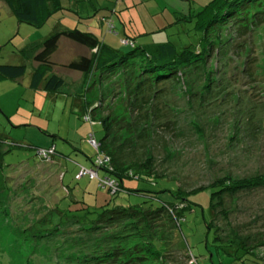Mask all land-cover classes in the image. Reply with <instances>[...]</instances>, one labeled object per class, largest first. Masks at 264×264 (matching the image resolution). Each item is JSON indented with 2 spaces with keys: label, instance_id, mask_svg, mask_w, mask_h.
I'll return each instance as SVG.
<instances>
[{
  "label": "rangeland",
  "instance_id": "374dc122",
  "mask_svg": "<svg viewBox=\"0 0 264 264\" xmlns=\"http://www.w3.org/2000/svg\"><path fill=\"white\" fill-rule=\"evenodd\" d=\"M125 1L111 0L117 9V33L107 34L121 52L131 47L123 37L148 48L170 42L178 49L192 45L196 52L206 51L203 59L187 63L173 79L157 85L136 84L139 71L130 63L107 76L91 72L96 84L87 96L89 104H99L95 119H138L151 139H143L146 144L136 153L144 158V149L152 145L146 150L152 153L154 171L164 177L155 183L125 178V187L141 192L115 195L98 186L101 171L78 177V162H86L89 169L96 157L87 133L93 131L98 141L104 134L102 125L84 121L80 108L72 107L71 96L65 100L64 95L31 90L27 78L0 80V137L5 141L0 154V264H75L76 255L94 249L101 233L108 232L103 226L91 235L78 224L94 220L106 201L112 208L141 203L155 207L176 200L169 191L175 182L165 177L189 191L223 176L236 180L264 175V22L244 36L232 26L215 30L226 40L211 45L212 39H204L203 9L212 0ZM3 40L0 63L13 55L25 58L20 49L30 41L27 32ZM35 147H54L56 152L52 159H40ZM148 190L155 198L143 195H149ZM210 192L203 188L185 196L189 208L170 244L190 252L194 264H264L263 245L257 249L259 256L234 244L264 242V187L224 194L215 208L220 215L211 225ZM68 221L73 227L48 235Z\"/></svg>",
  "mask_w": 264,
  "mask_h": 264
},
{
  "label": "trees",
  "instance_id": "16d2710c",
  "mask_svg": "<svg viewBox=\"0 0 264 264\" xmlns=\"http://www.w3.org/2000/svg\"><path fill=\"white\" fill-rule=\"evenodd\" d=\"M5 2L19 22L33 27L40 26L52 13L64 8L60 0H5ZM203 10V12H206L203 25L206 29L204 39H212L211 45L214 43L221 44V42L226 40L221 34L213 33L215 30L229 29L232 26V28H236L235 33L244 36L254 26L264 22V0H212ZM100 22L105 24L106 32L117 33L112 18L101 16ZM211 32L213 35L209 36ZM230 36L231 34L227 36V39ZM61 37L68 38L90 50L89 55H78L71 59L64 65L66 68L84 74L97 72L99 77L102 76L101 74H106L105 76H107L114 73L115 67L121 64L130 63L134 64L136 66L134 69L139 71L136 84L149 82L151 85H157L158 81L173 79L176 71L180 70L182 66L203 59V54L206 53V51L204 53L201 51L196 52L192 45L178 49L176 45L170 42L159 43L148 48L125 40V37L121 38V40L124 43L131 44V47L127 51L121 52L120 48L114 49L104 44L90 31L77 27L55 30L34 46L35 48L32 52L34 66L31 70L29 82L26 79L27 86L31 90L38 91L42 89L45 93L54 94L60 91L64 85V79L54 70L56 65L52 60V54L57 49L58 40ZM27 51L29 49L25 47L20 49L23 55H26ZM196 66L199 65L194 67ZM26 68L27 65L24 62L16 64L0 63V80L18 81L25 79ZM86 99V97L83 98L82 96L83 103L87 104L84 107L82 119L93 124L97 121L94 114L99 104H89L90 99ZM86 112L90 116V121L83 118ZM99 118L100 120L97 122L104 129L103 136L97 141L94 132L91 131L87 133L86 137L89 144H91L90 137L96 142L95 146L91 144L94 147L96 157L92 160L89 169H94L96 173L101 171L100 175L98 173L99 187L104 188L112 195L119 191L139 193L141 190L125 187L123 179H143L155 183L154 180L157 177H164L154 171L152 153H148L146 150L152 149V145L144 147V158H142V154L137 155L136 153L138 148L145 146V138L151 139V132L149 133L147 127L139 126L138 119H130L127 115L121 120L118 119L119 121L115 118L114 120L110 119L108 116ZM143 139L145 140L143 141ZM140 140H142L141 143H138ZM4 142L3 138L0 137V148L3 146L1 143ZM35 148V153L40 159L42 157L38 152L41 149H52V153L49 155L50 159L56 152L54 147ZM73 149L76 148L73 147ZM97 158L101 162L99 165L95 164ZM80 168L86 169L87 167L80 164ZM86 177L90 176L86 175ZM165 178L175 182L174 189L169 191L176 200L163 201L159 206L155 207L145 206L141 203L138 205H115L112 208L106 206V201L100 205L102 211L94 220L84 222L82 219V224L79 225L77 223L80 229L86 228L87 233L91 235L103 226L106 228L104 231L108 232L101 233L102 235L98 239L101 242L96 245L97 247L95 246L94 249L86 252L82 250L81 257L76 255L75 264H194L195 258L190 252L177 250L169 242L174 230L177 228L179 219L183 218L184 210L189 208V203H187L185 196L203 188L211 189L209 204L214 214V217H211L209 221V225H211L215 221V217L220 215L218 211L216 212V209L221 206L224 194H233L245 188L264 187V175L236 180L223 176L214 179L205 187L198 186L189 191L182 189L175 179ZM103 179L111 180L113 183L109 185L104 183ZM147 192L149 195L144 194L145 192H143V195L155 198L154 192L150 190ZM222 214L224 215L225 212L223 211ZM74 222H78V220H74ZM67 223V226L56 227L54 232L48 235L73 227V223L70 221ZM37 237L43 236L37 235ZM230 242L233 244L232 241ZM234 244L238 247L243 246L248 253L258 254L259 256L257 249L261 245L264 246L262 241L249 244L243 240L241 243ZM176 251L179 252L178 255H174ZM67 257L68 255L64 259L67 260Z\"/></svg>",
  "mask_w": 264,
  "mask_h": 264
},
{
  "label": "crops",
  "instance_id": "0c3cea01",
  "mask_svg": "<svg viewBox=\"0 0 264 264\" xmlns=\"http://www.w3.org/2000/svg\"><path fill=\"white\" fill-rule=\"evenodd\" d=\"M60 1L64 7L63 9L52 13L40 26L33 27V29H27V27H24L27 26V24L19 22L15 18L5 0H0V40L4 39V42H8L10 39H12V37H14L16 34H19L21 31L27 32V34H29L30 41L25 42L24 46L26 49H29V51H27L26 55L24 56L25 58L23 59V57H17L13 55L11 60L6 62L16 64L22 62L26 63V60L30 61L29 65L26 64L27 68L24 75L28 82L31 70L34 66V62L32 60V52L35 48L34 46L55 30H66L74 27L79 28L80 26V29L90 31L95 34L96 37H98L104 44L114 49H119L113 44V37H108L107 34L109 32L105 31V24L100 22L101 16H108L113 19V16L117 13L115 6H111V0ZM78 1L81 2L77 4ZM131 1L132 0H126L124 3H129ZM103 9H108V12L103 11L100 13V11ZM82 16H84L85 21L79 25L83 19ZM95 20L98 25H96ZM114 26L116 29L115 22ZM24 39L25 38L22 37V41H25ZM89 54V49L64 37H61L58 40L57 49L52 54V60L56 65L54 70L64 79V85L60 91L54 93L55 96L64 95L65 100L71 96L73 98L71 101L72 107H79L82 113L84 112V107L87 106V104L83 103L82 96L83 98L86 97L89 100L87 94L90 92L89 94L92 95L96 84L93 79H91V74L94 73L84 74L76 70H70L64 65L78 55ZM94 80L96 81L98 79L95 77ZM38 91L44 92L42 89H39ZM2 147L0 148V153L4 152ZM78 163L87 167V164H85L86 162L84 163L83 161H79Z\"/></svg>",
  "mask_w": 264,
  "mask_h": 264
},
{
  "label": "built area",
  "instance_id": "2783aa9c",
  "mask_svg": "<svg viewBox=\"0 0 264 264\" xmlns=\"http://www.w3.org/2000/svg\"><path fill=\"white\" fill-rule=\"evenodd\" d=\"M83 118L85 119V120H91L90 119V116H89V114L86 112L85 114H84V116H83ZM90 143L93 145V146H95V144H96V142L94 141V139L92 138V137H90ZM51 153H52V149H47V150H40L39 152H38V154L43 158H49V155H51ZM100 159L99 158H97L96 159V161H95V164H97V165H99L101 162L99 161ZM86 175H88V176H90V177H92V176H97V173H96V171L94 170V169H85V168H80V173H79V176L78 177H81V176H86ZM104 180V183H107V184H109V185H111L113 182L111 181V180H108V179H103Z\"/></svg>",
  "mask_w": 264,
  "mask_h": 264
}]
</instances>
